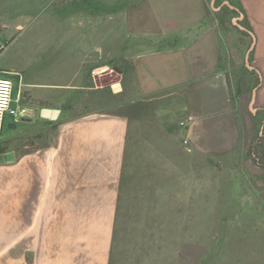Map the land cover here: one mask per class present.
<instances>
[{"label": "crops", "instance_id": "1", "mask_svg": "<svg viewBox=\"0 0 264 264\" xmlns=\"http://www.w3.org/2000/svg\"><path fill=\"white\" fill-rule=\"evenodd\" d=\"M58 1L0 0V38L14 39L49 18ZM87 2L88 12L69 15L72 27L65 19L57 23L72 34L67 48H98L97 31L89 30L86 40L82 25H98L103 18L100 46L120 49L121 93L129 94L128 86L135 90L138 115L143 101L145 113L153 108L149 120L159 127L161 143L178 144L185 152L187 167L148 172V200L159 202L167 184L175 193L184 192L174 197L185 202L176 208L201 210L202 192L213 174L210 162L230 166L250 151L245 110L255 91L256 119L262 118L264 129V0ZM230 14L236 16L231 25ZM84 16L89 18L82 22ZM78 62L71 81L59 85L72 96L98 88L95 69L82 72L80 66L89 62ZM138 115L122 107L119 113L71 111L62 120L41 118L57 132L53 145L22 154L1 149L0 154L14 152L16 161L0 164V264H113L126 156L142 127ZM185 120L190 121L182 128ZM256 156L249 153L252 162L245 165L263 178L264 161Z\"/></svg>", "mask_w": 264, "mask_h": 264}, {"label": "rangeland", "instance_id": "2", "mask_svg": "<svg viewBox=\"0 0 264 264\" xmlns=\"http://www.w3.org/2000/svg\"><path fill=\"white\" fill-rule=\"evenodd\" d=\"M90 9L87 0H59L52 6L49 18L39 19L30 30L9 40L10 44L0 58V69L16 71L18 78L14 102L6 113L0 134V151L16 150L22 154L53 145L57 132L38 113L39 107L46 105L66 114L59 120L71 111L76 115L93 111L119 113L122 107L130 116L138 118L136 91L128 86L130 92L125 94L113 88L120 83V49L101 48L103 18L99 19L98 25H82L86 40L89 30L97 31L98 48H67L72 45L69 43L72 34L57 23L65 19L72 27L69 15L83 14ZM235 17L230 14L227 23L231 25ZM88 18L82 17V22ZM132 43L130 40V54ZM74 57L77 62H89V65L80 66L82 72L88 67L90 71L95 69L97 89L72 96L71 91L59 87L71 81L76 71ZM24 83L32 91L31 96L24 99L26 104L18 99ZM123 84L127 88V82L123 81ZM143 104L140 101L142 127L130 142L126 156L113 264H264V177H255L248 172L245 162H252L249 153L238 155L230 166L210 162L213 174L208 178L207 191L202 192L205 204L201 210L176 208L175 205L185 202L173 199L184 197V192L175 193L167 188V184L160 189L159 202L148 200L146 186L151 178L146 175L150 170H178L188 164L180 145L171 144L172 148H168L161 143L162 137L158 138L163 135L159 127L149 120L153 108H149V114L145 113ZM256 114L252 108L245 110L252 137L249 150H256L264 161V146L255 144L264 138L262 118L257 120ZM174 118L178 121V117ZM157 179L168 182L174 178Z\"/></svg>", "mask_w": 264, "mask_h": 264}, {"label": "built area", "instance_id": "3", "mask_svg": "<svg viewBox=\"0 0 264 264\" xmlns=\"http://www.w3.org/2000/svg\"><path fill=\"white\" fill-rule=\"evenodd\" d=\"M9 44L10 41H3L0 38V58L5 54ZM14 89L15 84L12 77H10V73L6 70L0 69V134L3 130L6 113L9 111L12 103L14 102ZM15 100L18 101V99ZM189 121H182L180 126L182 128H186ZM183 145L189 152L192 151L190 141L188 139L183 141Z\"/></svg>", "mask_w": 264, "mask_h": 264}, {"label": "water", "instance_id": "4", "mask_svg": "<svg viewBox=\"0 0 264 264\" xmlns=\"http://www.w3.org/2000/svg\"><path fill=\"white\" fill-rule=\"evenodd\" d=\"M242 29H244L243 26L239 25ZM115 91L120 90V84H116L113 86ZM31 96V94H27L26 97ZM256 103V91L254 92L252 102H251V108L255 111L254 105ZM61 113V110L54 109V108H47L44 107L40 111V117L42 119H46L49 121H56L59 118V115ZM16 161V155L14 152H7L4 154H0V164H10Z\"/></svg>", "mask_w": 264, "mask_h": 264}, {"label": "flooded vegetation", "instance_id": "5", "mask_svg": "<svg viewBox=\"0 0 264 264\" xmlns=\"http://www.w3.org/2000/svg\"><path fill=\"white\" fill-rule=\"evenodd\" d=\"M9 73H10V75H11V77H12V79H13V82H14V84H15V81H16V79L18 78L17 76H18V73L16 72V71H8ZM29 85L28 84H26V83H24V84H22V90H20L19 92H20V95H19V100L23 103V104H26L25 103V101H24V99H26V95L27 94H32V91L30 90V89H28L27 87H28Z\"/></svg>", "mask_w": 264, "mask_h": 264}, {"label": "trees", "instance_id": "6", "mask_svg": "<svg viewBox=\"0 0 264 264\" xmlns=\"http://www.w3.org/2000/svg\"><path fill=\"white\" fill-rule=\"evenodd\" d=\"M256 144V146H257V144H259V145H263L264 146V138L263 137H261L260 138V141H258V142H256L255 143ZM254 145V144H253ZM256 150L255 151H250L249 153H250V156H252L254 159H256L257 158V156H255V155H257L256 153ZM263 165V164H262Z\"/></svg>", "mask_w": 264, "mask_h": 264}]
</instances>
